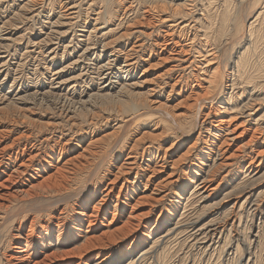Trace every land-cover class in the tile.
<instances>
[{
	"label": "rangeland",
	"instance_id": "374dc122",
	"mask_svg": "<svg viewBox=\"0 0 264 264\" xmlns=\"http://www.w3.org/2000/svg\"><path fill=\"white\" fill-rule=\"evenodd\" d=\"M0 1V36L2 35L0 37V130L8 132L10 128L14 129L15 131L10 134L11 138H16L21 134L29 136L22 140L20 147L22 144L28 143L29 147L33 146L40 150L41 156L44 157L46 153H52L53 150L56 151L54 155L60 154L61 146L58 145V142L69 141L65 146L66 158L79 154L83 157L86 153L83 152V149L90 140L103 138L106 134L119 133L121 142L119 148L122 150L125 146L127 148L132 140L140 134L145 133L147 137H151L165 131L166 135L163 140H166L167 143L156 141L155 147H158L159 143L165 147L175 141L179 146L175 153L177 158L198 139L200 128L196 127L197 118L190 122L192 126L188 123L181 128L165 113L166 110L172 111L178 108L173 107L177 104V95L173 94L168 98L170 88L164 86L163 81L161 82V85L164 86L163 90L153 96L147 92L151 82L165 70L167 65L150 66L156 60L141 61L132 75H126L117 70V75L114 77L102 79L104 75L99 67L108 60L111 51L103 50L102 46L106 41L115 39L123 32V26L118 28L122 12L119 13V19L115 20L113 25L107 26L105 4L99 2L97 5V2L101 0H42L37 8L44 7L46 11L41 15L42 18L39 16L36 20L30 8H23V5L29 0ZM131 3L136 10L134 9L130 16H126V23L141 16L144 7L157 3V5L166 6L167 11L162 13L164 16L172 14L173 8H180L187 14L190 13L186 29L187 32L192 30L191 37L196 34L197 36L201 35V38H206L207 35L210 37L208 31H211L212 39L207 44H203V41L197 39L194 44L190 45L192 50L190 56L195 57L199 50L208 51L214 46L218 48L220 56L218 64H222L223 68L221 69L220 82H223L226 88L217 104L222 103L221 100L228 102L229 96L235 95L233 100H230V104H237L238 108L250 105V107L247 106L250 110H242L240 114L243 111H251V108L258 109L256 114L249 118V121L252 120V126L263 131L262 135L264 136V3L261 0H126V6ZM117 5L119 6V3H115V7ZM72 8H75L74 11L77 14L69 16L73 11ZM261 10L262 14L256 19ZM99 15L101 21L98 19ZM193 20L197 22L196 27L193 26ZM252 22L253 25L249 27ZM98 26L101 31L97 29ZM220 27L226 32L224 36L219 37L221 42L215 35V30ZM163 30L164 28L159 27L152 29L151 32L163 34ZM202 31L203 33H201ZM129 43L131 40L126 39V45ZM123 44L125 41L121 43V45ZM146 46L151 47L149 41H146ZM102 51L105 54L103 53L104 56L100 58ZM192 61L193 59L189 58L185 66H189ZM198 67L202 68L195 63L192 67L180 69L174 73V77L178 75L185 81L191 82ZM223 70H226V74ZM205 75L203 77H206ZM59 82H62L63 85L57 84ZM105 85L110 87L106 89ZM123 85H126V92H121ZM47 91L55 93L54 95H40ZM122 96H126V106H123L119 101ZM17 99L20 100L17 101ZM155 102L162 103L166 109L160 108ZM203 105L205 106L203 111L213 106L210 97ZM238 108L235 113L239 111ZM124 111L126 112L124 113ZM233 112L228 110L224 113L232 114ZM243 116L246 115L242 114ZM72 123H75L74 126L71 125ZM204 135L203 133L198 140L197 146L199 147L195 148L190 157L185 159L179 167L178 174L180 176L185 178L186 173L191 172V165L200 161ZM11 138L4 142L10 144ZM148 141L150 139L144 142ZM261 142L264 144V141L261 140ZM255 149H257V145L253 147V150ZM114 156L112 155V158ZM82 157L79 159L80 161ZM248 161L249 159L245 156L238 160L234 166L218 171L214 179L215 185H219V187L204 203H201L196 195L191 196L192 187H189L184 196L187 200H182V206L180 204L177 212L168 221H164L158 226L156 224V221H159L157 220L158 216L161 215L162 219L170 211L175 199V192L179 187L177 185L170 187L169 191L165 192L168 197L164 201L153 203L147 200L145 203L147 205H142L139 210L148 213L150 211L148 205H153L150 214L143 217L146 218L144 224H148V228L144 227L142 231H148L151 228L150 238H147L146 242L138 249H128V241L112 245L102 252L104 256L99 259L94 258L88 261V264H97L99 260L109 256L118 257L115 264H127L132 258H138L142 250L149 249L153 238L157 239L166 234L167 229L173 228L181 215L182 224L184 222L185 225L182 226L179 233L170 239H165L160 246L150 249L149 255L142 258L140 264H264V168L256 180H249L253 175L249 176L239 170L241 166L247 165ZM204 163L207 167L212 162L206 160ZM93 169L78 173L79 177L73 181V183L78 182V186L72 194L70 193L66 197L72 196L76 202L82 194L89 192L91 186L88 177ZM105 173V169L100 172L102 174L100 176H103L101 181L107 177V173L106 175ZM94 174L95 179L96 172ZM105 180L100 184L101 188L105 185ZM247 180L248 183L245 184ZM96 182L98 183V181ZM142 183L144 181H140V183L136 181L135 189L139 194L145 190ZM229 191H232L233 196H226ZM75 195L79 197L76 198ZM248 197L251 199L249 202L251 204L248 202L243 204ZM236 200L240 201L234 210L232 206ZM54 201V197L39 198L35 208L45 210L46 203L53 204ZM114 201L116 202L115 199ZM29 204H31L29 201H15L11 204L12 209L10 208L11 211L7 215L13 216L16 213L19 215L18 212L24 210ZM110 209L117 211L115 222L119 227L132 211L128 208L123 214L118 207L115 209L110 207ZM53 210L51 209L50 213L53 214ZM3 213L4 211L0 210V215ZM110 216L113 215L110 214ZM232 216L236 221L233 228H231L232 221L230 222ZM108 221L110 218L109 220H100L98 225L103 226V229L107 228ZM213 222L222 230L221 237L217 235L215 238L211 236L209 239L210 236L206 237L204 234H200L201 231L195 233L203 226ZM27 223L24 227L25 233L29 229V221ZM55 223L57 224V221ZM14 233L12 226L6 222H0V264H7V257L5 258L4 255L11 254L10 246L14 240L12 238ZM84 236L85 233H82L78 237L80 239H76L75 242L83 241ZM56 239L54 237L53 250L60 248L56 245ZM60 239L67 241L68 236H61ZM103 241L107 240L103 239ZM87 257H84V260L88 259Z\"/></svg>",
	"mask_w": 264,
	"mask_h": 264
},
{
	"label": "bare ground",
	"instance_id": "6f19581e",
	"mask_svg": "<svg viewBox=\"0 0 264 264\" xmlns=\"http://www.w3.org/2000/svg\"><path fill=\"white\" fill-rule=\"evenodd\" d=\"M41 1L29 0L23 5V8L31 9V13L33 12V17H36V20L46 11L44 7L37 8ZM121 1L101 0L97 2V5L99 2L105 4L104 10L107 13L105 14L107 26L113 25V22L119 19V13L122 12L118 28L124 27L122 29L123 32L118 37L108 42L106 41L103 46L101 45L103 50H111L108 60L99 67V70L104 75L102 79L114 77L117 75V70L126 75H132L137 70L141 61L156 60L150 66L167 65L165 70L151 82V86L147 92L153 96L163 90L164 86L169 87L168 98L173 94L177 95V104L173 107H177L178 109L172 111L166 110L165 113L181 128L197 118L198 123L196 127L200 128L199 137L183 154L176 158L175 153L179 146L175 141L170 142L165 147H162L161 143H159L158 147H155L156 141L167 143L166 140H163L166 135L165 131L151 137H147L145 133L140 134L132 140L127 148L125 146L122 150L119 148L121 147L120 134L114 132V134H106L100 139H91L83 149V152H86L83 157L79 154L75 157L66 158L67 150L65 146L69 141H66V143L58 142V145L61 146L59 150L60 154L54 155L56 151L53 150L52 153H46L42 157L40 150L33 148V146L29 147L28 143L24 142L25 144H22L20 147L22 140L29 136L21 134L16 138H11L10 134L15 131L14 129L10 128L8 132L0 130V210L4 211L3 215H0V222H6L12 226L15 232L12 236L14 238L13 243L10 246L11 254L9 256L4 255L5 258L7 257V264H88V261L104 256L102 252L109 249L110 246L122 243L123 241L129 242L128 249H138V247L146 242L147 238H150L149 234L152 232L151 228L148 231H142V228H148V224H144L146 218L143 217L150 214L153 206L148 205L150 206L148 213L141 212L139 209H141L142 205H147L145 204L147 200L153 203L164 201L168 197L165 192L169 191L170 187L176 185L179 187L175 192V199L170 211L162 219L161 215L158 216L157 220L159 221H156L158 226V224L168 221L177 212L180 204L182 206V200L186 199L184 196L189 187H192L191 196L196 195L201 203L210 199L219 187V185H215L214 178L216 173L223 168L234 166L238 160L243 159L245 156L249 159L248 164L241 166L239 170L249 176L253 175L249 180H256L257 176L263 171L264 144L261 142V140L264 141L263 131L261 132L259 128L252 126V120L249 121V118L255 115L258 109L254 110L255 108H251V111H243L240 114L242 110H250L247 107L249 104L243 105V108H238L237 104H230V100L235 95H230L227 100L228 102L221 100L222 103L217 104L225 93L226 88L225 84L220 82V78H222L221 69L223 68L222 64H218L220 56L218 55L219 50L217 47L208 48V51L199 50L196 52L195 57L190 56L192 54L190 45L194 44L197 39L203 41V44H207L212 39V32L208 31L211 36L207 35L205 36L206 38H201V35L198 34L197 36L196 33V36L191 37L190 32L192 30L187 32L186 29L190 13L188 12L189 14H187L180 8H173L172 14L164 16L162 13L167 11L166 6L157 5V3L144 7L141 16L135 17V19L129 20L126 23V16H130L134 12V2L126 6V0ZM261 2L264 3V0H261ZM115 3H119V6L115 7ZM74 10L75 8L69 16L77 14ZM63 12L65 13V11ZM261 14L262 10L256 19ZM98 19L101 21L100 15ZM193 23V26L196 27V20H193ZM252 25L253 22L249 27ZM159 27L164 28L163 34L151 32L152 29L154 30ZM197 28L199 29V27ZM97 29L101 31L99 26ZM215 31V35L218 38L226 34L221 27ZM126 39L131 40V43L128 44L129 46L126 45ZM6 40L8 41L9 39ZM123 41H125V44L121 45ZM146 41L150 42V48L146 46ZM103 53L105 54L102 51L100 58L104 56ZM105 57L107 56L105 55ZM189 58L193 59L194 62H190V65L186 67L185 63L188 62ZM121 62L123 63L120 64ZM195 63L197 66L199 64L202 68L198 67V70L195 69L197 70L196 75L193 76V79L190 77L193 81H185L183 77H179L178 75L174 77L175 72L192 67ZM224 71L226 74V70ZM204 75L206 77H203ZM162 81L164 86L161 85ZM57 84L63 85L62 82ZM104 87L107 89L110 86L105 85ZM122 91L126 92V85L121 87ZM54 93L53 91L49 93L47 91L42 94L40 93V95H54ZM208 97H210L213 106L203 111L205 107L203 103ZM120 98L119 101L123 106H126V96ZM19 100L17 99V101ZM155 103L160 108L166 109L162 103ZM237 108L239 111L235 113ZM228 110L234 112L232 114L224 113ZM242 114L246 116H243V118ZM74 124L72 123L71 125L74 126ZM190 125L192 126L191 123ZM203 133L205 135L202 139V157H199V162L191 165V172H187L184 178L178 174L179 167L185 159L190 157V154L193 153L192 151L199 147L197 146L198 140H200V136ZM9 138H11L10 144H6L4 141ZM147 139H150V141L144 142ZM254 145H257V149L255 150H253ZM86 149L88 150L86 151ZM112 155H115L114 158H112ZM81 157L82 160L80 161ZM206 160L212 162L211 165L205 167L204 162ZM91 169L93 171L88 177V182L91 186L89 192L82 194L76 202H74L72 196L66 197V195L72 194L76 190L78 182L73 183V181L79 177L77 176L78 173ZM104 169L107 173V177L104 180H107H105L106 183L101 188L100 184L104 180L101 181L103 176L100 175L103 173L100 174V172L104 171ZM95 172L97 177L94 179ZM136 181H139V183L140 181H144L142 185H144L145 190L141 192L142 195L135 189ZM246 183H248V180ZM231 193L232 191H229L226 196H233V193ZM75 196L76 198L79 197L78 195ZM42 197H54L55 201L53 204L46 203L45 210H38L35 208V205H37V200ZM249 198L243 204L251 202ZM15 201H29L31 204L21 212H18L20 213L19 215H16L17 213L13 214V216L7 215L11 211L10 208L12 209L11 204ZM239 201H235L232 209L237 208ZM252 206L255 205L252 204ZM110 207H114V209L115 207L120 208V212L123 214L126 213L128 208L132 209L127 219L122 222V226L119 227L115 222L117 211H111ZM51 209H54L53 214L52 212L50 213ZM110 214L113 216H110ZM181 217L173 228L167 229L166 234L157 239L153 238L149 249L142 250L138 258H132L127 264H140L142 258L149 255L150 249L160 246L165 239H170L173 235H177L182 226L185 225L184 222L182 224ZM109 218L110 221L107 223V228L103 229V226L98 225L100 220H109ZM28 221L29 229L25 233L24 227L28 224ZM56 221L57 224L55 223ZM231 221V228H233L236 222L233 216ZM157 226L153 227L156 228ZM199 231H201L200 234H204L206 237L210 236L209 239L211 236L215 238L217 235H220L221 237L222 234V230H220V227L215 222L203 226L195 233ZM82 233H85L83 241L75 242L76 239H80L78 237ZM65 235L68 236V239L67 241H62L60 237ZM54 237L57 238L56 245L60 247L56 250L52 248ZM103 239L107 241H103ZM92 256L94 257L91 258ZM84 257L88 259L84 260ZM113 257L103 258L97 264H115L118 257H114V259Z\"/></svg>",
	"mask_w": 264,
	"mask_h": 264
}]
</instances>
